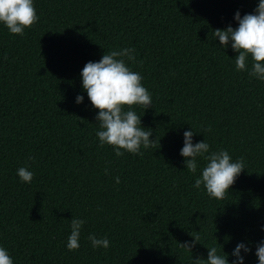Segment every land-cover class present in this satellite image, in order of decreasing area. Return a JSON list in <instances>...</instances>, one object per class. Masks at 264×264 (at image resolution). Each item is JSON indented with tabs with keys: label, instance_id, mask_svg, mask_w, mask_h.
<instances>
[{
	"label": "trees",
	"instance_id": "trees-1",
	"mask_svg": "<svg viewBox=\"0 0 264 264\" xmlns=\"http://www.w3.org/2000/svg\"><path fill=\"white\" fill-rule=\"evenodd\" d=\"M257 3L34 0L39 20L23 35L0 25V244L14 264H192L207 258L209 246L230 253L241 240L253 249L246 264H257L264 83L237 71L238 53L213 35L235 28L234 13H252ZM129 46L136 49L130 66L152 95V106L135 111L156 143L143 156L117 157L99 145L98 110L80 72ZM192 128L194 142L243 158L245 169L222 199L193 187L199 169L188 172L179 155L182 133ZM22 166L34 173L31 183L16 175ZM73 216L86 223L79 249L69 251ZM89 233L107 236L110 246L94 250ZM194 237L190 250L182 246Z\"/></svg>",
	"mask_w": 264,
	"mask_h": 264
},
{
	"label": "clouds",
	"instance_id": "clouds-1",
	"mask_svg": "<svg viewBox=\"0 0 264 264\" xmlns=\"http://www.w3.org/2000/svg\"><path fill=\"white\" fill-rule=\"evenodd\" d=\"M38 20L34 0H0V25L9 33L23 35L25 29ZM234 20L237 22L235 28L229 24L224 29H214L213 35L221 49L230 46L238 53L234 59L237 71H246L251 78L264 83V0H258L252 13L241 15L237 10ZM135 62L136 49L122 47L105 52L98 61H88L80 72L82 89L91 106L98 110L95 135L99 145L111 146L117 157L125 152L143 156V150L156 143V139H151L153 131L142 126L141 116L135 111V106L144 110L152 106V95L142 83L143 76L130 66ZM84 99L83 94H77L75 103L81 104ZM210 130V127L204 129ZM196 133L193 128L183 131V146L179 155L184 158L188 172L195 174L199 169L193 187L197 190L203 187L210 199H222L245 169L243 158L233 159L224 148L212 150L206 139L194 142ZM29 159L34 157L30 156ZM16 175L21 182L31 183L34 173L22 166L16 170ZM114 180L116 184L121 182L119 176ZM70 221L66 248L69 251L78 250L86 220L73 216ZM260 231H264V224L260 225ZM87 240L94 250L110 246L107 236L98 237L95 233H89ZM196 242H199L198 237L182 246L190 250ZM252 252V247L244 240L238 241L230 253L219 251L213 245L207 247L206 259L192 257V264H246V258ZM254 255L257 264H264V238L255 243ZM0 264H14L9 249L2 244Z\"/></svg>",
	"mask_w": 264,
	"mask_h": 264
}]
</instances>
